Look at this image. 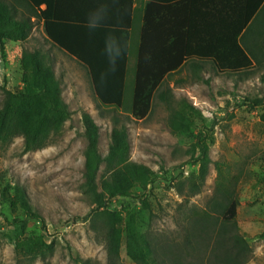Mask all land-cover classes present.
Here are the masks:
<instances>
[{
    "label": "trees",
    "instance_id": "16d2710c",
    "mask_svg": "<svg viewBox=\"0 0 264 264\" xmlns=\"http://www.w3.org/2000/svg\"><path fill=\"white\" fill-rule=\"evenodd\" d=\"M59 5L60 0H0V52L5 55L7 41H27L36 21L43 22L50 44L86 69L98 105L111 111L113 128L106 156L99 150V125L89 112L82 114L87 147L81 188L84 198L91 204L92 213L104 221L110 260L119 258L124 251L135 264H191L185 263L188 260L184 255L188 249L189 253L190 250L191 253L197 250L196 254L203 253L199 256L202 264L209 252L215 258H207L209 263L213 260L210 264H246L251 250L236 227L239 201L231 199L226 187L218 189L219 199H214L203 212L195 211L192 217L195 222L193 237L200 238V246L186 247L191 242L188 233L182 244L184 251L172 257L164 245H155L140 231L136 209L112 208L114 201L128 198L148 209V188L158 178L148 166L130 160L129 130L121 121L118 110L142 119L150 113L157 97L170 109L168 125L171 132L189 131L190 116H202L194 106L187 107L182 100L175 106L174 93L166 80L185 67L192 70L195 79L205 80L201 74L207 69L206 62L212 64L210 67L217 74L240 78L253 76L255 68L261 67L264 52V0H136V15L140 13L143 18L130 99L126 96L128 32L124 34L127 40L123 54L113 71L105 54V45L100 47L101 37L107 34L99 30L91 32L85 24L64 17ZM181 18L185 19L184 24ZM211 29L219 30L213 47L201 35L202 31L207 33ZM19 65L23 89H4L0 106V144L8 145L21 137L25 150L35 151L60 135L72 113L63 99L62 82L57 77L55 65L46 52L23 48ZM250 102L261 106L264 97ZM193 147L199 176L191 188L192 196L205 184L211 163L203 131L199 132ZM103 164L106 171L100 190L98 175ZM0 197L4 208L6 206L19 215L18 219L23 216L20 219L23 229L30 221L44 223L42 215L30 204L24 188L19 184L12 185L2 172ZM216 214L223 216L219 228H216ZM75 261L87 264L77 258Z\"/></svg>",
    "mask_w": 264,
    "mask_h": 264
},
{
    "label": "rangeland",
    "instance_id": "374dc122",
    "mask_svg": "<svg viewBox=\"0 0 264 264\" xmlns=\"http://www.w3.org/2000/svg\"><path fill=\"white\" fill-rule=\"evenodd\" d=\"M139 25L137 20L136 50L132 44L126 79L127 99L134 81ZM23 48L42 49L50 56L72 115L60 135L42 149L26 151L21 137L8 145L0 144V173H5L12 185L24 188L30 204L44 219V223L30 221L23 229V216L18 219L19 215L4 208L0 197V264H78L76 258L87 264H135L124 251L110 260L104 221L92 213L81 191L87 147L82 114L89 112L99 125V150L106 156L113 128L111 111L98 105L86 69L50 44L40 21L27 41H7L5 55L0 52V106L4 89H23L19 65ZM201 76L209 80L195 79L185 67L166 80L175 96L174 105L182 100L202 116H190L189 131L171 132L170 109L157 97L145 118L118 110L129 130L130 160L148 166L158 178L148 188V209L128 198L114 201L112 208L136 209L140 231L155 245H164L172 257L184 251L182 244L188 233L191 242L186 247L200 246V238L193 237L192 217L219 199L218 189L226 187L231 199L239 201L236 227L251 250L246 264H264V104L250 102L264 97V71L252 78L211 72ZM200 131L206 136L211 163L205 184L192 196L191 188L199 176L193 146ZM105 171L103 164L98 175L100 190ZM216 216L219 228L223 216ZM213 245L214 238L211 248ZM197 251L186 249L185 263L202 264L199 256L203 253ZM209 256L215 259L209 252L204 264L213 261L208 262Z\"/></svg>",
    "mask_w": 264,
    "mask_h": 264
},
{
    "label": "crops",
    "instance_id": "0c3cea01",
    "mask_svg": "<svg viewBox=\"0 0 264 264\" xmlns=\"http://www.w3.org/2000/svg\"><path fill=\"white\" fill-rule=\"evenodd\" d=\"M44 8V6H43ZM106 9V15L104 16L103 20L100 22L99 26L95 29L89 30L91 32H98L97 30L102 31L101 33H106L107 36L101 37L100 47L105 45L106 39L109 36L115 37L121 44L124 46L125 44V32H128V67H129V60H130V50L133 44L134 49L136 50V21L140 24V28L138 30V34H140V29L142 27V16L139 13L136 15V0H60V14L64 15V17L70 19H76L79 22L88 26V18L89 14L96 11L97 9ZM183 24L186 22L185 19L181 18ZM75 23V24H78ZM80 25V24H79ZM129 28L126 30L125 28ZM201 35L206 37L207 40L211 43L210 45L213 47L214 42L218 39L219 30L211 29L209 32L204 33L202 31ZM203 40H205L203 38ZM139 45V44H138ZM135 64H136V51H135ZM207 69L202 72L203 75L207 73H215L214 69L211 68V63L206 62L204 63ZM257 67V63L253 64ZM261 67L255 68V76L256 73L260 71H264V52L261 57ZM210 70V71H209ZM192 74V70H190ZM201 74V75H202ZM253 76H250L251 78ZM205 79V77H204ZM209 80V78H206ZM205 79V80H206Z\"/></svg>",
    "mask_w": 264,
    "mask_h": 264
},
{
    "label": "clouds",
    "instance_id": "9594fccd",
    "mask_svg": "<svg viewBox=\"0 0 264 264\" xmlns=\"http://www.w3.org/2000/svg\"><path fill=\"white\" fill-rule=\"evenodd\" d=\"M106 9H97L89 14L88 27L90 30L99 26L100 22L106 15ZM105 54L108 57L109 66L111 70H115L117 61L123 54V45L115 37L109 36L105 42Z\"/></svg>",
    "mask_w": 264,
    "mask_h": 264
}]
</instances>
